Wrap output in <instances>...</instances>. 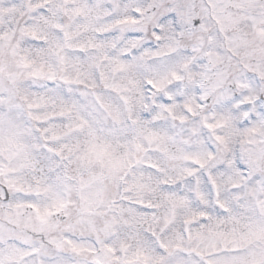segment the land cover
Listing matches in <instances>:
<instances>
[{"label":"snow or ice","instance_id":"snow-or-ice-1","mask_svg":"<svg viewBox=\"0 0 264 264\" xmlns=\"http://www.w3.org/2000/svg\"><path fill=\"white\" fill-rule=\"evenodd\" d=\"M0 264H264V0H0Z\"/></svg>","mask_w":264,"mask_h":264}]
</instances>
